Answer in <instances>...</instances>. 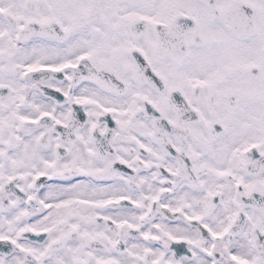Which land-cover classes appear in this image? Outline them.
<instances>
[{
    "label": "snow or ice",
    "instance_id": "1",
    "mask_svg": "<svg viewBox=\"0 0 264 264\" xmlns=\"http://www.w3.org/2000/svg\"><path fill=\"white\" fill-rule=\"evenodd\" d=\"M0 264H264V0H0Z\"/></svg>",
    "mask_w": 264,
    "mask_h": 264
}]
</instances>
